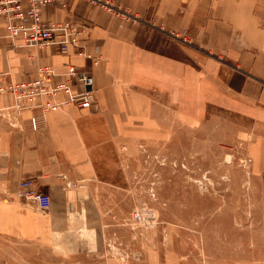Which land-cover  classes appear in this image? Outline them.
I'll list each match as a JSON object with an SVG mask.
<instances>
[{"label": "crops", "instance_id": "0c3cea01", "mask_svg": "<svg viewBox=\"0 0 264 264\" xmlns=\"http://www.w3.org/2000/svg\"><path fill=\"white\" fill-rule=\"evenodd\" d=\"M256 10L257 0L46 5L44 23L92 25L82 48L65 54L11 40L0 24V264H42L40 249L59 264H124L95 244L117 222L106 204L136 174L143 148L179 134L208 133L264 178V25ZM173 45L182 57L167 50ZM68 65L91 77L90 108L14 112L9 85L31 82L41 67L53 70L52 84H64ZM71 89L85 87L72 81ZM23 179L49 196L47 210L15 197Z\"/></svg>", "mask_w": 264, "mask_h": 264}, {"label": "rangeland", "instance_id": "374dc122", "mask_svg": "<svg viewBox=\"0 0 264 264\" xmlns=\"http://www.w3.org/2000/svg\"><path fill=\"white\" fill-rule=\"evenodd\" d=\"M256 11L264 25V0ZM167 50L182 57L176 45ZM199 133L142 149L136 174L106 204L117 221L95 243L106 257L124 264L264 261V178L250 172V159ZM40 250L42 264L57 263L56 254Z\"/></svg>", "mask_w": 264, "mask_h": 264}, {"label": "built area", "instance_id": "2783aa9c", "mask_svg": "<svg viewBox=\"0 0 264 264\" xmlns=\"http://www.w3.org/2000/svg\"><path fill=\"white\" fill-rule=\"evenodd\" d=\"M68 0H0V24L7 32L11 40L20 39L26 46L52 47L56 51L65 54L69 48H82L87 40L92 25L87 20L72 19L66 22L44 23L40 19L41 10L50 4H66ZM101 3V0H91ZM53 70L41 67L37 70L36 78L29 83H17L9 85L8 90L13 96L12 109L19 115L21 111L39 108L46 112L52 108H65L75 105L78 108H90L93 102L92 93L87 89L91 84V77L85 73H79L71 65L67 66L64 84H52L50 78ZM72 81L81 83L85 89L80 93H73ZM2 88H0V92ZM65 92L68 98L56 101L58 93ZM48 100L47 103L41 100ZM33 131L39 128V117L31 116L29 119ZM248 163L250 162L247 161ZM15 197L23 200L25 204H35L41 210H47L50 206L48 195L40 193L34 187L32 179H23L19 182ZM139 217V216H138Z\"/></svg>", "mask_w": 264, "mask_h": 264}, {"label": "water", "instance_id": "95a60500", "mask_svg": "<svg viewBox=\"0 0 264 264\" xmlns=\"http://www.w3.org/2000/svg\"><path fill=\"white\" fill-rule=\"evenodd\" d=\"M89 89V88H88Z\"/></svg>", "mask_w": 264, "mask_h": 264}]
</instances>
